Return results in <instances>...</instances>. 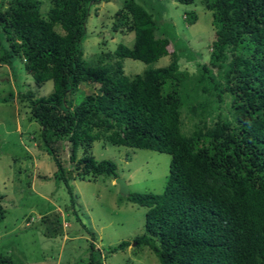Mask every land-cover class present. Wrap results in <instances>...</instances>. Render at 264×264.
<instances>
[{
  "label": "trees",
  "instance_id": "1",
  "mask_svg": "<svg viewBox=\"0 0 264 264\" xmlns=\"http://www.w3.org/2000/svg\"><path fill=\"white\" fill-rule=\"evenodd\" d=\"M100 1L107 0H49L42 17L38 0H0V64L13 77L11 61L18 57L34 84L51 81L45 96L26 89L16 91V99L38 124L55 181L70 193L69 178L118 176L112 161L92 156L94 141L167 153L162 191L124 196L145 208L135 244L146 246L158 264H264V0H199L211 12L214 39L207 63H195L205 99L193 102L182 99L185 74L178 58L194 54L183 44L168 53L170 38L155 36L151 14L134 0H123L113 14L112 30L133 33L131 47L117 43L112 50L114 69L100 59L85 62V23L90 5ZM164 55L166 65L148 66L132 78L122 72L123 58L149 64ZM83 82L97 83L98 93L74 104L66 96ZM225 95L229 118L219 112L208 124L209 98L219 107ZM184 107L192 120L188 134L181 131ZM64 144L68 169L58 159ZM43 221L46 236H61L57 217L46 214ZM85 230L90 239L84 264H102L94 234ZM127 245L120 241L107 252ZM0 264L11 259L0 254Z\"/></svg>",
  "mask_w": 264,
  "mask_h": 264
},
{
  "label": "rangeland",
  "instance_id": "2",
  "mask_svg": "<svg viewBox=\"0 0 264 264\" xmlns=\"http://www.w3.org/2000/svg\"><path fill=\"white\" fill-rule=\"evenodd\" d=\"M38 1L39 12L45 17L49 0ZM134 1L151 14L157 27L155 36L170 38L166 47L168 53L179 52L182 49L179 45L183 44L194 54L193 59L178 58V69L185 74L182 99L185 102L204 100L199 87L203 83L197 81L199 74L195 63L208 60L210 43L214 39L211 12L203 8L199 0L189 4L176 0ZM122 2L107 0L90 5L85 23L87 37L81 44L83 59L88 64L100 59L114 69L117 60L111 52L116 44L131 47L132 32L123 27L111 28L113 14ZM168 62L169 55L149 64L123 58L121 66L123 74L132 78L148 66L159 67ZM11 70L13 77L8 65L0 64V195L5 209L0 221V254L8 256L12 264H84L90 239L86 228L94 234L93 244L100 251L102 264H158L156 256L146 246L136 245L134 241L143 233L145 208L126 200L118 192L114 179L104 176L94 181L69 178L70 193L61 181H55V166L38 137V124L28 119L27 108L16 99V91L26 89L33 91L35 96H45L51 90V81L34 84L18 57L12 59ZM90 93H98L97 83L83 82L66 97L77 104ZM229 100L225 95L216 107L214 97L209 98L208 124L219 112L221 117L229 118ZM191 122L185 107L182 108L183 133L191 131ZM90 152L96 160L112 161L117 177L126 181L129 191H162L168 172L167 153L102 141H94ZM68 153V146L64 144L58 154L64 169L69 168ZM81 154L78 148L76 158ZM46 214L57 217L63 238L45 235L43 217ZM123 240L129 242L123 250L107 252L108 247Z\"/></svg>",
  "mask_w": 264,
  "mask_h": 264
},
{
  "label": "water",
  "instance_id": "3",
  "mask_svg": "<svg viewBox=\"0 0 264 264\" xmlns=\"http://www.w3.org/2000/svg\"><path fill=\"white\" fill-rule=\"evenodd\" d=\"M114 183L117 184L118 186V192L121 194V195H124L126 196L128 194V187H127V184L126 182L121 179L120 177H115L114 178Z\"/></svg>",
  "mask_w": 264,
  "mask_h": 264
},
{
  "label": "crops",
  "instance_id": "4",
  "mask_svg": "<svg viewBox=\"0 0 264 264\" xmlns=\"http://www.w3.org/2000/svg\"><path fill=\"white\" fill-rule=\"evenodd\" d=\"M60 237H62L63 238V234H61V236Z\"/></svg>",
  "mask_w": 264,
  "mask_h": 264
},
{
  "label": "clouds",
  "instance_id": "5",
  "mask_svg": "<svg viewBox=\"0 0 264 264\" xmlns=\"http://www.w3.org/2000/svg\"><path fill=\"white\" fill-rule=\"evenodd\" d=\"M125 181V180H124ZM126 182V181H125ZM127 184V183H126Z\"/></svg>",
  "mask_w": 264,
  "mask_h": 264
}]
</instances>
